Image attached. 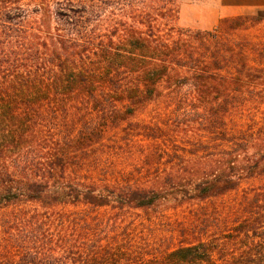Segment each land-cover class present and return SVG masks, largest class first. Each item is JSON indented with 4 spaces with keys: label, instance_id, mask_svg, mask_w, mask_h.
<instances>
[{
    "label": "trees",
    "instance_id": "16d2710c",
    "mask_svg": "<svg viewBox=\"0 0 264 264\" xmlns=\"http://www.w3.org/2000/svg\"><path fill=\"white\" fill-rule=\"evenodd\" d=\"M252 18L202 32L176 0H0V264H233L211 242L264 226V75L222 34ZM159 98L162 125L133 121Z\"/></svg>",
    "mask_w": 264,
    "mask_h": 264
},
{
    "label": "rangeland",
    "instance_id": "374dc122",
    "mask_svg": "<svg viewBox=\"0 0 264 264\" xmlns=\"http://www.w3.org/2000/svg\"><path fill=\"white\" fill-rule=\"evenodd\" d=\"M176 5L178 8V19L176 21V25L179 28L190 29L192 31L213 32L219 27V29L225 32V22L229 19L239 16L253 17L252 20H247V29H240L231 33L226 30V33L222 34V36L232 38L237 41H248L252 46V48L248 51L250 65L254 69L262 72L264 75V0H176ZM259 18L261 19L260 21L257 20ZM257 88L263 90L264 95V82L263 85H260ZM184 96L191 100L193 95ZM159 99L160 101L155 100V102H150L148 105L143 107L139 111L137 118L133 119V121L135 120L134 122L141 123L146 122L151 125H154L155 123L162 125V123H159L158 121H165L166 118L164 117V114L167 115L170 111L174 110L175 104H167L163 99ZM253 111L258 113L257 119L262 121V117L264 116V100L263 103L262 100H260V103L255 106ZM159 113H161L160 116ZM197 113L198 110L196 108V104H192L190 107V114L196 118ZM235 119L238 120L237 118ZM248 122V119L242 118L239 121L240 124H236V127H240L239 125L245 127L248 125ZM117 136L122 138L121 141H125L123 138H128L123 137L124 133L120 130L117 131ZM180 138L185 144L189 141L185 138ZM237 197L238 194L233 192L224 196L222 199L225 202H229L237 199ZM159 210L163 211L164 215H166L161 218L164 221H187L190 216L188 208H185V206L178 207L173 202H165ZM139 218L145 223L148 222V216H146V214H142V217ZM160 225L162 226H158L160 230L156 231L155 238H153V240L157 244L162 245L164 244L166 238L165 236L170 235L168 230L171 228L168 224ZM221 229L226 232L236 231V228L231 226L222 227ZM211 231L213 232L214 229H211ZM240 231L241 235L234 238L218 237L213 240L211 237L205 238L207 241L212 240L211 244L214 247H217V249L225 247L230 250L228 253L222 252L223 257H218L219 255L217 254L215 258L219 262L224 263L251 264L263 262L261 264H264V258L261 257V259H259L258 253L251 250L256 249L257 246L260 248V245H263L264 236L260 237L259 235L264 232V226H258L255 230H251V228H249L240 229ZM246 231H249V235H245L247 233ZM254 233L259 235H254ZM173 241L177 243L178 239L175 238ZM158 256H161V254H158Z\"/></svg>",
    "mask_w": 264,
    "mask_h": 264
}]
</instances>
